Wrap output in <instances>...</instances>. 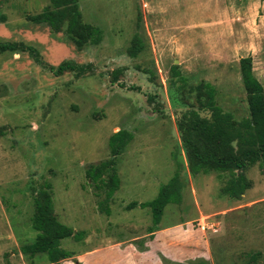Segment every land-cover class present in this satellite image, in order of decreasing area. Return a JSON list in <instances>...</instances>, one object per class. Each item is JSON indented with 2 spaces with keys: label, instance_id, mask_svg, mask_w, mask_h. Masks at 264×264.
Returning <instances> with one entry per match:
<instances>
[{
  "label": "rangeland",
  "instance_id": "1",
  "mask_svg": "<svg viewBox=\"0 0 264 264\" xmlns=\"http://www.w3.org/2000/svg\"><path fill=\"white\" fill-rule=\"evenodd\" d=\"M49 6L0 0V43L35 48L0 53V264H51L21 251L36 239L45 184L56 218L85 235L61 242L73 256L60 264H264V159L245 171L252 187L231 198L227 175H191L178 128L190 109L210 118L190 88L202 82L216 87L225 111L249 116L239 61L255 52L264 86V0H79L83 22L103 32L83 50L66 24L53 32L29 20ZM135 36L145 49L132 58ZM67 61L90 67L50 71ZM174 65L188 80L183 89ZM121 130L132 138L114 158L109 141ZM110 160L120 187L107 199L86 171ZM177 171L182 202L165 208L151 234V210L126 207L153 201Z\"/></svg>",
  "mask_w": 264,
  "mask_h": 264
},
{
  "label": "trees",
  "instance_id": "2",
  "mask_svg": "<svg viewBox=\"0 0 264 264\" xmlns=\"http://www.w3.org/2000/svg\"><path fill=\"white\" fill-rule=\"evenodd\" d=\"M29 20L37 25H47L53 32H59L66 24V33L76 45L83 50L90 45H99L103 39L100 28L83 22L79 9V0H50V6L41 13L30 16ZM145 45L139 36H135L129 55L138 57ZM29 52L35 55V48L23 43H0V53ZM252 56L243 57L239 61L241 81L246 92L249 116L237 118L234 114L225 111L217 102V90L211 83L202 82L191 90L197 93L202 107L210 113V118L203 117L199 111L190 109L178 119V128L186 152L188 168L192 176L199 174L217 173L229 177L223 194L231 198L240 199L252 187L246 177L248 167L264 159V86L254 74ZM89 65L79 66L74 62H63L58 67H50L56 76L68 71L84 74ZM174 82L180 83L179 88L187 84L179 66L171 69ZM132 135L121 130L111 136L109 145L111 155L116 158L121 155ZM262 164V163H261ZM264 165V164H263ZM178 164V168H180ZM112 170L106 179L104 175ZM87 178L97 188H106L107 199H111L120 187V178L116 173L115 161L102 162L90 166ZM182 180L180 171H177L171 181L162 186L157 197L146 203L132 202L127 210L137 207L149 208L152 214L153 227L150 233L157 231L165 208L169 204H181ZM107 214L110 210L106 209ZM33 229L37 232L33 243L24 245L21 249L24 255L34 258L45 255L51 264H60L73 256L72 253L61 248V242L67 238L81 240L83 232L61 223L55 216L51 186L45 184L35 199V214L32 219Z\"/></svg>",
  "mask_w": 264,
  "mask_h": 264
},
{
  "label": "crops",
  "instance_id": "3",
  "mask_svg": "<svg viewBox=\"0 0 264 264\" xmlns=\"http://www.w3.org/2000/svg\"><path fill=\"white\" fill-rule=\"evenodd\" d=\"M250 56H252V58H253V62L255 63V56H256V53L255 52H252V54L250 55ZM263 69H264V67H263ZM256 68H254V74H255V76L257 77V75H256ZM263 72H264V70H263ZM239 76L241 77V74H240V69H239ZM258 78V77H257Z\"/></svg>",
  "mask_w": 264,
  "mask_h": 264
}]
</instances>
